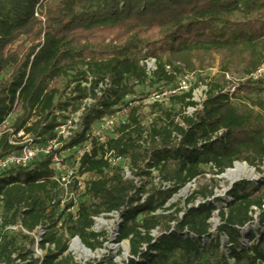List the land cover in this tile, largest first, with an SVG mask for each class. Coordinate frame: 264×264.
<instances>
[{
	"label": "trees",
	"instance_id": "trees-1",
	"mask_svg": "<svg viewBox=\"0 0 264 264\" xmlns=\"http://www.w3.org/2000/svg\"><path fill=\"white\" fill-rule=\"evenodd\" d=\"M49 1L0 0V160L20 150L11 145L23 141L20 133L33 145L56 138L79 112L69 111L71 103L89 100L67 147H90L76 170L84 190L75 211L71 202L60 213L51 157L1 176L0 264H78L70 240L103 250L108 239L94 231L95 219L112 214L121 220L117 244L129 246L120 264H264V80L254 79L264 68V0H59L54 8ZM210 69L219 73L202 81L200 104L195 89L171 97L170 109L154 103L148 127L143 107L127 101L136 86H175ZM71 86L76 97L62 103ZM119 113L127 116L114 139L93 138ZM110 153L127 163L132 180L109 164ZM236 164L254 169L259 183L234 184L224 201L214 182L198 187L184 208L170 205L188 186ZM157 179L168 188H157ZM71 190L78 192L77 182ZM39 228L46 231L42 257L35 254ZM90 264L117 263L106 256Z\"/></svg>",
	"mask_w": 264,
	"mask_h": 264
},
{
	"label": "rangeland",
	"instance_id": "rangeland-1",
	"mask_svg": "<svg viewBox=\"0 0 264 264\" xmlns=\"http://www.w3.org/2000/svg\"><path fill=\"white\" fill-rule=\"evenodd\" d=\"M59 0H50L47 3V6L50 8H54L58 4ZM152 67V66H151ZM150 67V68H151ZM151 73L154 72L155 67H152L150 69ZM150 73V74H151ZM218 69H210L209 72L201 71L198 74L200 75H190L186 78H179L176 82L175 86H167L164 84H158L155 81H149L143 85L136 86V96L129 98L127 101H138L137 104L134 106H142V119L144 126L148 127L152 123L153 119H155L156 114L151 109V106L154 103H160L164 106L166 109H170L172 107V104L170 103V98L177 95H182L183 93H188L191 89H195L194 91V101L198 104H200L204 100V93L206 91V87L202 85V81L206 79H212L218 74ZM258 78H261L264 80V68L260 71L258 74ZM72 77V76H70ZM227 79H230V77H227ZM72 78L66 79L64 81L63 85L64 87L68 82H70ZM74 89V86H71V89L67 91L66 95L62 97L61 102L65 103L67 100L71 97L74 98L76 96L71 95V91ZM232 93L234 90L231 91ZM72 104V107L70 108L71 113H75L77 111L84 110L87 106H90L92 104L91 101L87 100L85 103L80 104ZM179 110V109H177ZM194 111L189 110L188 113L192 114ZM68 116V115H65ZM70 116V115H69ZM127 114L119 113L116 115V120L114 122V126L107 132H104L102 134L103 137L107 139H114L116 137V128L119 127L122 123L126 121ZM17 118V115H12L8 122L6 123L3 131H9L15 122ZM98 129V128H97ZM29 141H31L33 138H27ZM237 166H241L245 168V171L243 175L240 178H228L226 175L228 171L221 175V176H214L212 173L206 175L203 179H201L198 183L193 184L182 190L171 202L172 204H178L180 205V208L185 207V202L188 200V198L191 196V194L194 191H197L198 187L205 186V185H213L216 184L217 187L215 188V198L222 199L224 201H228L229 198L227 193L231 190L234 184L248 181L252 183H259L260 175L252 168L248 167L246 164H236L235 167L231 170H234ZM229 170V171H231ZM264 171V168L262 169ZM207 173H210V170H206ZM156 177V175H154ZM132 180V179H129ZM157 188H165L162 185L157 184ZM161 189V190H162ZM167 189V188H165ZM164 190V189H163ZM71 203V200H68L65 202L63 206H61V212H63L64 208ZM72 213V212H71ZM1 214V211H0ZM217 215V214H216ZM255 220H257V216H255ZM255 224L251 226L253 230H256V222ZM214 229L219 225V221L217 218L213 221ZM119 223H117L116 217L114 218H99L95 220V227L94 231L98 234H106V237L108 239V243H106L103 250L92 252L87 250L86 248L82 247L79 242L78 244L83 248L84 254L89 253V257H86L83 252L79 250V247H75L74 244L77 242V239H72L69 242V254L71 257L75 260L78 264H90L93 261L101 260L103 257L111 256L113 260L120 264L121 262L127 260L128 254H129V246L127 243L124 244H117V230H118ZM68 239V237H66ZM44 239V236L41 240ZM35 240L37 242V239L35 237ZM36 257H42L45 252L41 249H38L35 251Z\"/></svg>",
	"mask_w": 264,
	"mask_h": 264
},
{
	"label": "built area",
	"instance_id": "built-area-1",
	"mask_svg": "<svg viewBox=\"0 0 264 264\" xmlns=\"http://www.w3.org/2000/svg\"><path fill=\"white\" fill-rule=\"evenodd\" d=\"M155 67V61L151 60L147 62V68L149 74L151 73L150 69ZM151 67V68H150ZM156 70V67H155ZM154 70V71H155ZM260 73V72H259ZM258 73V74H259ZM258 74L254 77L256 80L259 76ZM84 110H80L79 112L72 114L69 116V119L65 121L56 131V138L53 140L46 142L42 145H33L32 140L29 141L24 136V133H20L18 138H23L22 142H16L15 140H11V145L19 146L20 150L3 160H0V177L6 174L9 171L18 170V169H26L30 165L39 161L42 158L51 157L52 165L51 168L56 172L55 181L60 185L62 189V206L66 201L71 200L73 202L74 208H72L71 212L75 211L78 207V199L77 194H80L84 190L83 179L76 177V170L79 167V163L81 158L90 152L89 145H86L83 148H75L68 149L69 142L76 136L78 132H80V124L81 118ZM194 111V110H193ZM116 120V115L110 118H106L102 123H100L93 130V138L99 140L101 143H105L107 138L103 137L102 134L104 132L109 131L113 126ZM98 128V129H97ZM1 136V133H0ZM28 138V137H27ZM75 154L74 159L69 161L71 155ZM110 165L113 167H120L123 170V175L126 179H132L130 169L127 163L122 159L113 158L112 154H107L105 158ZM74 182L78 183V192H72ZM155 182L159 183L157 179ZM159 185H161L159 183ZM193 185V184H192ZM165 188H168L167 185H162ZM163 188V189H165ZM109 218L116 217L117 223H121V220L118 214H112L108 216ZM104 218V217H102ZM97 220V219H95ZM1 223V220H0ZM22 230L26 233L22 227H9V231L16 232L18 230ZM119 226L117 230V236L119 235ZM46 231L43 228H39L36 232L37 245L35 251H37L39 243L42 241V237L45 236ZM226 240V239H225ZM224 240V241H225ZM248 246H251L248 241H246Z\"/></svg>",
	"mask_w": 264,
	"mask_h": 264
},
{
	"label": "bare ground",
	"instance_id": "bare-ground-1",
	"mask_svg": "<svg viewBox=\"0 0 264 264\" xmlns=\"http://www.w3.org/2000/svg\"><path fill=\"white\" fill-rule=\"evenodd\" d=\"M244 171H245V168H244V167L237 166L234 170L228 171V173H227L226 176H227L228 178H240V177L243 175ZM74 246H75V247H79V250H80L81 252H83V254H84V250H83V248L78 244V242H75ZM84 255H85L86 257H89V253H85Z\"/></svg>",
	"mask_w": 264,
	"mask_h": 264
},
{
	"label": "water",
	"instance_id": "water-1",
	"mask_svg": "<svg viewBox=\"0 0 264 264\" xmlns=\"http://www.w3.org/2000/svg\"><path fill=\"white\" fill-rule=\"evenodd\" d=\"M119 229H120V227H119ZM77 242H79V244H80L82 247H84L79 239H77ZM84 248H85V247H84Z\"/></svg>",
	"mask_w": 264,
	"mask_h": 264
}]
</instances>
